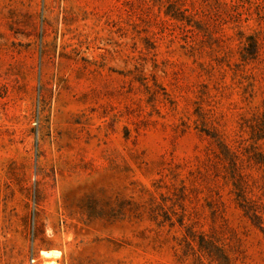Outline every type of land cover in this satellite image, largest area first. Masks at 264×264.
Segmentation results:
<instances>
[{
    "label": "rangeland",
    "instance_id": "obj_1",
    "mask_svg": "<svg viewBox=\"0 0 264 264\" xmlns=\"http://www.w3.org/2000/svg\"><path fill=\"white\" fill-rule=\"evenodd\" d=\"M0 264H264V0H0Z\"/></svg>",
    "mask_w": 264,
    "mask_h": 264
}]
</instances>
